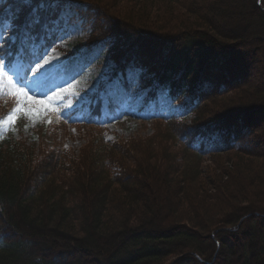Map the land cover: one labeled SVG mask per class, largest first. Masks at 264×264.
<instances>
[{
  "label": "trees",
  "instance_id": "trees-1",
  "mask_svg": "<svg viewBox=\"0 0 264 264\" xmlns=\"http://www.w3.org/2000/svg\"><path fill=\"white\" fill-rule=\"evenodd\" d=\"M64 8L161 114L152 138L91 137L78 154L0 127V264H264V0H2L4 64L47 43ZM77 116L101 129L94 103L50 124ZM220 155L230 166H203Z\"/></svg>",
  "mask_w": 264,
  "mask_h": 264
},
{
  "label": "rangeland",
  "instance_id": "rangeland-1",
  "mask_svg": "<svg viewBox=\"0 0 264 264\" xmlns=\"http://www.w3.org/2000/svg\"><path fill=\"white\" fill-rule=\"evenodd\" d=\"M236 11L241 12L238 6ZM228 17L231 21L236 16L230 12L226 18ZM57 19L60 20V27L54 28L48 44L35 47L27 55L21 53L9 68L5 66V76L0 77V94H4L1 90L8 83V77H11L13 83L21 77H24L26 83L30 82L24 90L31 100L15 96L14 99L8 97L7 102L0 103V119L8 110L22 106L23 110L19 113L21 120L18 124H10L9 131L13 136L33 146L36 152L57 143L74 154H78L91 137L100 138L103 143L108 144H125L138 138L147 140L154 137L156 126L152 118L159 114V110H140L144 99L141 98L142 93L134 81L135 72L128 69L124 74L118 75L117 79L113 78L115 63L105 51L96 48L90 56L85 54L86 34L79 15L67 8ZM45 57L53 65L52 70L46 76L33 81L29 64L31 61L41 62ZM248 57L253 59L254 55L249 54ZM31 67H35V64L32 63ZM255 75L259 78L254 82L257 85L264 84V71L256 70ZM131 82L134 84L130 91H126L124 84ZM19 87L20 84L17 85ZM34 92H44L46 95H33ZM229 97L230 95L225 98ZM90 102L100 106L101 129L91 127L87 121H81L80 117L71 119L63 127L50 124V112L54 108L62 107L64 110L74 111L84 108ZM165 105L170 112L177 110L168 99L165 100ZM25 110H31L32 116L25 115ZM256 115L252 121L263 119L258 118V113ZM171 148L180 149L176 143L171 144ZM201 159L203 166L219 168L214 159H220L223 165L230 166V157L227 155ZM241 223L242 221L237 226ZM222 230L229 231V228Z\"/></svg>",
  "mask_w": 264,
  "mask_h": 264
},
{
  "label": "snow or ice",
  "instance_id": "snow-or-ice-1",
  "mask_svg": "<svg viewBox=\"0 0 264 264\" xmlns=\"http://www.w3.org/2000/svg\"><path fill=\"white\" fill-rule=\"evenodd\" d=\"M2 2V0H0ZM26 3H31L32 0H25ZM49 0H41V3H47ZM36 23H39L37 20ZM2 51V49H0ZM34 63L35 67H31V64ZM5 64L4 60L0 59V77L5 76ZM30 71L32 72V80L37 81L38 78L46 76L47 73H49L53 65L50 63V61L45 57L41 62L31 61L29 64ZM8 83L10 85L13 84L11 77H8ZM17 84H20L21 87L15 88V91L12 93L14 96L23 97L31 100V97H28V93L25 92V87L28 86V83L25 82L24 77H21L18 81H16ZM13 87H15L13 85ZM33 95H46L44 92H34ZM37 103H43L42 101H37ZM22 106L14 107L12 111L7 115L6 119H0V127L6 125V124H13L16 119L18 118V114L22 111ZM25 115L32 116L31 110H25Z\"/></svg>",
  "mask_w": 264,
  "mask_h": 264
},
{
  "label": "bare ground",
  "instance_id": "bare-ground-1",
  "mask_svg": "<svg viewBox=\"0 0 264 264\" xmlns=\"http://www.w3.org/2000/svg\"><path fill=\"white\" fill-rule=\"evenodd\" d=\"M29 93H30V91H29Z\"/></svg>",
  "mask_w": 264,
  "mask_h": 264
}]
</instances>
